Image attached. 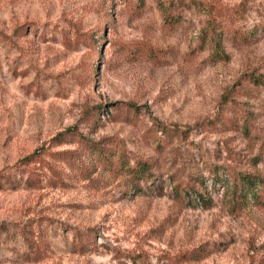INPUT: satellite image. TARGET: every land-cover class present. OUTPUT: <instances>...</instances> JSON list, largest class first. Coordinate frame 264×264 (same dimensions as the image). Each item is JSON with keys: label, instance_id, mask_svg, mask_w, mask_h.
Segmentation results:
<instances>
[{"label": "rangeland", "instance_id": "obj_1", "mask_svg": "<svg viewBox=\"0 0 264 264\" xmlns=\"http://www.w3.org/2000/svg\"><path fill=\"white\" fill-rule=\"evenodd\" d=\"M0 34V172L70 127L100 143L0 190V264H264V204L226 172H264V0H0Z\"/></svg>", "mask_w": 264, "mask_h": 264}, {"label": "trees", "instance_id": "obj_2", "mask_svg": "<svg viewBox=\"0 0 264 264\" xmlns=\"http://www.w3.org/2000/svg\"><path fill=\"white\" fill-rule=\"evenodd\" d=\"M220 8H223L222 6ZM240 8V6H238ZM171 13H168L166 16L167 22H171ZM23 27L21 26L19 30ZM1 35V34H0ZM240 36L243 40H247V35L239 34L237 35V31L233 32V37L237 38ZM250 82L255 86H264V74L260 75H252L250 77ZM243 83H237L232 90L227 92L223 96L222 103L228 104L229 102L233 101V96L235 93L239 92L240 89L243 87ZM134 106L131 105L129 108H133ZM224 121L226 124L229 122L234 121L232 118H227V120L223 117V115H219L208 121L206 124L209 126V130L213 129L214 127H218V123ZM178 130V129H177ZM164 131L168 133H172L174 128L164 127ZM181 134H185V132L180 131ZM67 136H74L76 138L77 148L73 150H55L57 147L62 145L65 142ZM259 140L262 144H264V134L262 131H258ZM93 144H100L99 142H95L89 140L87 136H85L78 127H70L66 129L64 132L57 134L55 137L51 139L48 145L41 147L40 149L34 151L33 153L26 156L20 162L19 166L24 167L25 169L22 171H10L6 174V171L0 172V190H9V189H17L20 184L25 181L26 184L32 188L43 187V180L41 175L33 174L32 170L30 169L32 165H37L38 163L43 161V158L48 154L52 162L48 164V167H43L41 170L45 169L44 178L46 182L50 186H57L58 184H63L66 178H69L70 175L64 172L61 168H59L58 162H71V160L80 159L81 155V148H90ZM104 150L103 147H101ZM231 154V151H229ZM100 156H103L100 155ZM255 160H261L260 157H256ZM137 165L134 167L135 170L143 176L147 180L154 178V170L152 166L147 161H138ZM18 167V165H16ZM228 169L226 165L220 166V168ZM219 167L217 166V169ZM232 171V169H231ZM227 171L231 180H233V189L235 196L239 197V202L241 201V196L247 195V192L253 193L255 198L264 204V172H241V171ZM29 173L24 179V175ZM75 242L78 241V250L79 252L85 253L88 250L89 244H93L94 240L91 239V233L88 232H81L77 231L75 235Z\"/></svg>", "mask_w": 264, "mask_h": 264}]
</instances>
